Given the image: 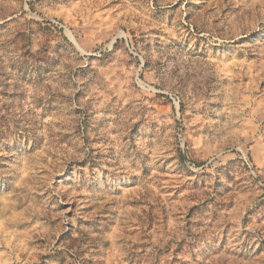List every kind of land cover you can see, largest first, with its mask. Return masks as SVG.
Instances as JSON below:
<instances>
[{
	"label": "rangeland",
	"instance_id": "rangeland-1",
	"mask_svg": "<svg viewBox=\"0 0 264 264\" xmlns=\"http://www.w3.org/2000/svg\"><path fill=\"white\" fill-rule=\"evenodd\" d=\"M263 5L0 0V264H264Z\"/></svg>",
	"mask_w": 264,
	"mask_h": 264
},
{
	"label": "bare ground",
	"instance_id": "bare-ground-1",
	"mask_svg": "<svg viewBox=\"0 0 264 264\" xmlns=\"http://www.w3.org/2000/svg\"><path fill=\"white\" fill-rule=\"evenodd\" d=\"M261 4V3H260ZM260 4H258V5H260ZM264 6V5H263ZM248 8V7H247Z\"/></svg>",
	"mask_w": 264,
	"mask_h": 264
}]
</instances>
